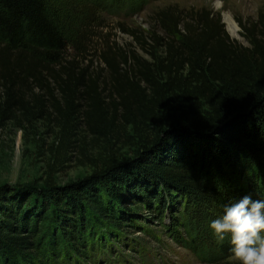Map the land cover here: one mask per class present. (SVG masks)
Returning a JSON list of instances; mask_svg holds the SVG:
<instances>
[{
    "label": "trees",
    "instance_id": "obj_1",
    "mask_svg": "<svg viewBox=\"0 0 264 264\" xmlns=\"http://www.w3.org/2000/svg\"><path fill=\"white\" fill-rule=\"evenodd\" d=\"M150 1L122 0L138 11ZM71 21L54 0H0V131L18 114L51 109L63 120L41 186L0 187V264L85 257L141 205L161 213L199 197L223 212L244 195L264 199V6L255 21L237 22L247 46L230 39L219 13L156 12L155 29L139 39L149 61L124 52L120 68L103 56L113 84L106 98L84 72L56 70L73 42ZM117 117L131 127L133 156L108 155L89 176L58 186L53 176L79 127L110 141ZM214 243L216 252L208 245L199 256L206 263L234 257L230 236Z\"/></svg>",
    "mask_w": 264,
    "mask_h": 264
},
{
    "label": "rangeland",
    "instance_id": "obj_2",
    "mask_svg": "<svg viewBox=\"0 0 264 264\" xmlns=\"http://www.w3.org/2000/svg\"><path fill=\"white\" fill-rule=\"evenodd\" d=\"M110 1L54 0L60 13L72 20L69 33L73 40L56 70L71 67L77 76L84 72L85 83L91 78L97 80L98 89L104 90L105 98L113 84L103 56L111 58L120 68H123L120 55L124 52H134L149 61L139 39L145 40L149 31L155 29L156 12L175 7L184 12L206 10L219 13L230 39L247 46L239 35L241 29L237 22L255 21L264 6V0H153L138 11L135 7L127 10L122 0H115L112 4ZM226 17H230L238 28L235 38L228 31ZM152 51L156 57L163 56L161 47L155 46ZM4 58L0 50V70ZM35 98L32 104L38 111ZM50 111L47 116L42 113L28 119L18 114L0 131V187L41 186L45 181L47 166L51 163V146L58 143V124L63 121L53 110ZM112 112L111 107V119L114 117ZM114 126L110 141L90 134L84 125L79 127L74 149L66 154L69 161L53 176L58 186L89 176L94 163L101 162L108 155L133 156L136 141L131 127L124 128L118 117ZM135 208H139L136 210L138 216H129L123 231L113 230L114 235L105 234L100 240L98 237L85 257L61 256L57 264H210L205 262L206 256H199L208 245L216 252V237L210 223L222 211L214 204L195 197L179 198L177 204L161 213L149 212L142 205ZM125 209L134 210V206L127 205ZM91 243L87 240V245ZM214 260L211 264H238L234 257Z\"/></svg>",
    "mask_w": 264,
    "mask_h": 264
},
{
    "label": "clouds",
    "instance_id": "obj_3",
    "mask_svg": "<svg viewBox=\"0 0 264 264\" xmlns=\"http://www.w3.org/2000/svg\"><path fill=\"white\" fill-rule=\"evenodd\" d=\"M210 229L220 241L230 236L238 264H264V199L248 194L226 204Z\"/></svg>",
    "mask_w": 264,
    "mask_h": 264
},
{
    "label": "bare ground",
    "instance_id": "obj_4",
    "mask_svg": "<svg viewBox=\"0 0 264 264\" xmlns=\"http://www.w3.org/2000/svg\"><path fill=\"white\" fill-rule=\"evenodd\" d=\"M225 21L230 35L234 38L237 37L238 28L234 21L230 17H226Z\"/></svg>",
    "mask_w": 264,
    "mask_h": 264
}]
</instances>
